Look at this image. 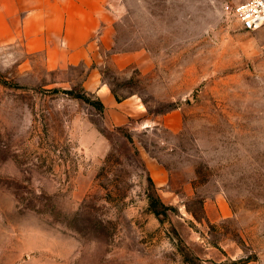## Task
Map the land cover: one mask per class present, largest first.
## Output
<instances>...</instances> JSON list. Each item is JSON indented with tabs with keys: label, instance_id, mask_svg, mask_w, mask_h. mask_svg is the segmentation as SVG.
<instances>
[{
	"label": "rangeland",
	"instance_id": "1",
	"mask_svg": "<svg viewBox=\"0 0 264 264\" xmlns=\"http://www.w3.org/2000/svg\"><path fill=\"white\" fill-rule=\"evenodd\" d=\"M244 1L117 0L107 45L77 49L0 22V264H264V26L226 9Z\"/></svg>",
	"mask_w": 264,
	"mask_h": 264
},
{
	"label": "crops",
	"instance_id": "2",
	"mask_svg": "<svg viewBox=\"0 0 264 264\" xmlns=\"http://www.w3.org/2000/svg\"><path fill=\"white\" fill-rule=\"evenodd\" d=\"M17 14L22 19L15 28ZM119 15L117 0H0V22L22 31L27 45L37 47L55 41L77 49L90 46L94 39L107 45Z\"/></svg>",
	"mask_w": 264,
	"mask_h": 264
},
{
	"label": "built area",
	"instance_id": "3",
	"mask_svg": "<svg viewBox=\"0 0 264 264\" xmlns=\"http://www.w3.org/2000/svg\"><path fill=\"white\" fill-rule=\"evenodd\" d=\"M226 9L235 13L242 27L255 31L264 26V0H246L237 5H226Z\"/></svg>",
	"mask_w": 264,
	"mask_h": 264
},
{
	"label": "trees",
	"instance_id": "4",
	"mask_svg": "<svg viewBox=\"0 0 264 264\" xmlns=\"http://www.w3.org/2000/svg\"><path fill=\"white\" fill-rule=\"evenodd\" d=\"M76 97H82L86 99V101H89L90 99L86 97V95L83 93H77L75 95ZM100 108H103L102 103L99 102ZM149 185H150V191L148 193V199H149V209L152 213H154L157 217L166 216L167 211L171 208L167 206L160 198L156 186L151 179V177L148 178Z\"/></svg>",
	"mask_w": 264,
	"mask_h": 264
}]
</instances>
